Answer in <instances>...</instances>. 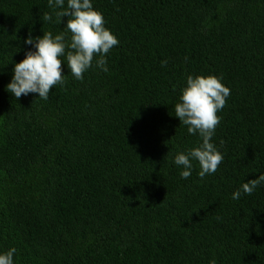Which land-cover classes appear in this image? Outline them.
Segmentation results:
<instances>
[{"label":"trees","instance_id":"1","mask_svg":"<svg viewBox=\"0 0 264 264\" xmlns=\"http://www.w3.org/2000/svg\"><path fill=\"white\" fill-rule=\"evenodd\" d=\"M120 43L47 100L6 85L47 0H0V250L16 264H264V0H94ZM55 19V17H54ZM70 35V34H69ZM20 49V50H19ZM19 50V51H18ZM167 65L161 67V61ZM230 88L203 179L174 164L196 146L175 117L187 76Z\"/></svg>","mask_w":264,"mask_h":264},{"label":"clouds","instance_id":"2","mask_svg":"<svg viewBox=\"0 0 264 264\" xmlns=\"http://www.w3.org/2000/svg\"><path fill=\"white\" fill-rule=\"evenodd\" d=\"M47 7L50 11L44 13L43 22L61 24L62 18L67 17V23L58 33L43 31L42 35L33 36L30 31L24 38L23 44L29 47L25 49L24 58L13 63L11 80L6 85V90L16 99L33 94L47 100L54 86L65 83L62 63L78 80L84 79V74L94 66L108 72L107 54L120 43L106 26L103 12L94 7V0H47ZM166 65L167 60H162L161 67ZM229 96L230 88L223 83L222 76H187L179 101L174 105V116L186 126L189 134L198 135L200 142L174 156L173 162L181 167L179 174L183 179L192 175L194 162L201 179L215 173L223 162L224 154L212 138L222 119L218 113ZM261 186H264V172L242 183L231 198L239 200L243 195L250 196ZM16 253L15 247L0 250V264H16ZM209 264H216L215 259Z\"/></svg>","mask_w":264,"mask_h":264}]
</instances>
